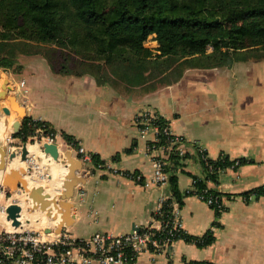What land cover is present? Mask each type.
Returning <instances> with one entry per match:
<instances>
[{
  "label": "crops",
  "instance_id": "crops-1",
  "mask_svg": "<svg viewBox=\"0 0 264 264\" xmlns=\"http://www.w3.org/2000/svg\"><path fill=\"white\" fill-rule=\"evenodd\" d=\"M27 68L25 65V72ZM171 68L135 84L121 79L99 84L89 73L54 72L47 60L33 68L32 86L26 87L22 100L29 111L32 106V115L49 121L60 133L74 135L87 151L99 153L105 160L89 189L74 192L82 203V213L78 224L68 231L73 237H87L97 230L120 234L154 223L155 205L171 189L154 181L152 157L147 152L154 133L141 134L136 121L140 111L151 110L166 118L174 133L203 146L211 158L227 155L246 161L237 168H225L217 182H209L222 194L226 207L219 217L197 194L184 196L182 227L192 235L212 230L216 238L211 244L200 247L178 239L169 251L144 252L134 264H264V194L245 195L264 184V58L249 57L231 66H186L177 80L151 84ZM2 127L0 122V134ZM129 147L132 151L125 152ZM37 148L39 155L37 144H28L33 154ZM117 152L120 159H111ZM187 154L185 165L176 170L182 192L193 186L188 172L205 175L193 146ZM13 161L20 160L17 156ZM12 165L9 162L8 169ZM60 165L53 164L51 173L58 172ZM64 167L67 172L68 165ZM125 172H137L141 178ZM4 174L0 171L1 179ZM44 186L63 188L59 177L56 185ZM42 213L46 223L60 220L53 206L50 218ZM54 213L56 219H52Z\"/></svg>",
  "mask_w": 264,
  "mask_h": 264
},
{
  "label": "trees",
  "instance_id": "trees-1",
  "mask_svg": "<svg viewBox=\"0 0 264 264\" xmlns=\"http://www.w3.org/2000/svg\"><path fill=\"white\" fill-rule=\"evenodd\" d=\"M150 37L158 43L155 48L146 44ZM42 43L57 45L59 62L51 58L48 61L54 72L89 73L99 84L114 83L117 79L142 83L149 77L148 64L154 58L181 59L176 66L183 65V69L231 66L249 57L264 58V0H0V68L19 72L23 66L17 52L36 51ZM155 122L161 128L169 124L160 115ZM48 125V121L27 115L14 136L26 141L39 128L54 134ZM62 135L68 143L78 146L74 135L65 131ZM159 137V144L168 143L166 134L160 133ZM124 151L130 152L132 148ZM187 155L175 151L170 155L167 171L171 193L164 206L167 219L172 216L173 200L182 207L188 194L221 196L208 182H217L219 169L232 166L236 160L223 155L211 159V169L204 166V176L188 172L194 187L182 192L176 170L185 165ZM120 157L117 152L111 159ZM237 159L239 163L234 168L246 161L243 157ZM91 161L105 166L99 153H92ZM125 173L133 177L137 174ZM251 193L263 195L264 184L245 195ZM211 206L216 207L219 217L222 212L215 204ZM168 231V227H163L158 233L166 235ZM215 238L212 230L192 235L184 228L175 229L171 236L173 240L184 239L200 247L211 244Z\"/></svg>",
  "mask_w": 264,
  "mask_h": 264
},
{
  "label": "built area",
  "instance_id": "built-area-1",
  "mask_svg": "<svg viewBox=\"0 0 264 264\" xmlns=\"http://www.w3.org/2000/svg\"><path fill=\"white\" fill-rule=\"evenodd\" d=\"M21 84H24V80ZM157 118L159 115L151 110H142L136 116L141 134L154 133L153 139L147 145V152L152 157L154 181L157 184L169 185L167 165L170 163V155L174 151L182 155L187 154L189 146H193L205 167L212 168L213 158L203 146L174 133L169 124L161 128L155 122ZM160 133L167 135V144H159ZM76 148L82 161L90 163L92 153L81 144ZM238 163L239 160L236 159L232 166ZM219 171L223 172V169ZM135 178L140 179L141 176L138 174ZM169 196L170 194L165 193L155 205L154 223L137 225L133 230L120 234L97 230L87 237H73L68 230L60 235H48L44 232L45 224L41 229L31 228L29 225L21 229L9 226L0 230V264H134L144 252H167L176 241L171 239L174 230L183 228L178 201H172L171 218L165 217L164 206ZM198 196L209 205L215 204L218 211L223 213L225 205L222 196ZM252 196L254 193L249 194L247 198ZM7 205L3 206V211ZM163 227H168L166 235L158 233Z\"/></svg>",
  "mask_w": 264,
  "mask_h": 264
},
{
  "label": "water",
  "instance_id": "water-1",
  "mask_svg": "<svg viewBox=\"0 0 264 264\" xmlns=\"http://www.w3.org/2000/svg\"><path fill=\"white\" fill-rule=\"evenodd\" d=\"M1 77V73H0ZM8 81L3 85V89H0V99L10 98V104L21 115L22 118L26 117L25 107L20 104L18 97H12L9 94ZM18 89L20 87L18 86ZM5 112L9 114L11 109L8 106H3L0 103V113ZM15 132H18L22 126L21 121H14L13 123ZM45 153L51 155L53 159L61 164H66L67 160L60 153L59 146L56 143L45 142ZM20 153L21 159L26 160L29 154L28 142L24 141L22 146H18L14 149L6 148L0 145V171H6L8 161H12ZM67 159L71 162L69 170L74 173L73 178L68 182V185L61 189L57 201L62 203L66 208V213L69 216V220L66 222L55 223L48 222L44 225V232L48 235L58 234L67 231L70 227L75 226L79 222V218L82 213L81 201L77 200L73 193L76 190L89 189L91 183L94 180V176L98 170L102 169L95 164L90 165L82 161V159L74 156L73 150L66 151ZM27 169L22 166L17 169H11L3 176V180L0 183V187L7 193H13L23 189L25 191V198L28 200L30 207L22 205L18 201H12L5 207L6 219L9 222V226L13 228H24L28 226L29 213L42 212L50 213L53 200L47 188L44 185L29 186V180L27 178ZM51 178V176H49Z\"/></svg>",
  "mask_w": 264,
  "mask_h": 264
},
{
  "label": "rangeland",
  "instance_id": "rangeland-1",
  "mask_svg": "<svg viewBox=\"0 0 264 264\" xmlns=\"http://www.w3.org/2000/svg\"><path fill=\"white\" fill-rule=\"evenodd\" d=\"M146 44L150 47H156L158 45L157 41L153 37H150L148 39V41L146 42ZM55 48L57 49L56 44H50V43L49 44H43L42 43V45H39L36 47V51L30 52V53L17 52L19 63L23 66L19 72H18V70H15L14 68H9V69L0 68V73H1L0 88L3 89V85L5 84V82L8 81L7 85H8V88L10 89V91H9L10 96L18 97L20 104L25 107L26 116L30 115V116H32L33 119H36V120L41 119V118H35L32 115L33 114L32 113L33 112L32 106L30 109L31 113H29L30 111H29L28 107L26 106V103L22 100H24V98H26L24 96V94L25 95L27 94V92L25 91L26 87L29 85L32 86V81H33V76H34V72L32 71L33 68H35V66H40L41 63L44 62L45 60L49 61V58H51L53 60L58 59V52L55 51L56 50ZM210 51H211V49H210ZM180 60L181 59H176V58H171V57L154 58L151 61V63L148 64V65H150V68H149V77L150 78L155 77L158 72L165 71V69L168 68L169 66L170 67L172 66V68L170 69V71H168V73H166L165 76L162 75L161 77L156 78L151 84L164 83L165 81H171L172 79H174L178 75L180 70L183 69V67H184L183 65L182 66H180V65L176 66L178 64V62H180ZM58 62H59V59H58ZM25 65H28L27 69L29 71L25 72ZM41 68H43V67H41ZM22 80H24V84H21ZM18 86L20 87V89H18ZM0 103H1V105L8 106L11 109V112L9 114H6L5 112L2 111L0 113V117L6 118V119L12 118V122L10 123V126H9L10 127L9 139L6 141L0 142V145H3L9 149H14L18 146H22L24 141L20 137L14 136V134L17 132H15L13 123H14V121L18 120V121H21L23 124L24 118H22L20 113L15 108H13L11 106L10 98L0 99ZM41 120H43V119H41ZM45 121H47V120H45ZM48 128H49V130H54V134L50 133L49 131H46L44 128H39L36 130L34 135H31L26 140V142H28V144H38L40 146V148L42 149L43 153L38 155V154H33V153L29 152L26 160H22L20 153L18 154L19 160L23 163V166L27 169V173H28L27 178L30 180H34V178H39L41 181L45 182L44 179L47 180L50 176V170H51L50 168L52 167L53 163L54 164L58 163L55 160H53V158H52V162L50 159H48L49 157H51V155L45 153V151H44V143L45 142L56 143L59 146L61 155L63 157H65L66 160H68L67 156H66V151L70 150V149L73 150L74 156L81 159L79 153L77 152V148L65 140V138L62 135V132L61 133L58 132L57 129L52 124L48 125ZM34 160H36V162ZM9 162H11V161H8V164H9ZM8 164H7V169H6V171H4V173L11 170V169H8ZM86 164H88V163H86ZM36 165H39V166H36ZM50 165H51V167H50ZM65 165H67V162ZM20 167H22V166H20ZM20 167H17V168H20ZM2 180H0V183L2 182ZM0 193H1V195H0V207L1 206L3 207L5 205H7L9 202L16 200V199H14L15 194H20V193L23 194V193H25V191L23 189H20L17 192L7 194L1 188ZM35 213H36V215H38V214H41L42 211L39 210L38 212H35ZM4 214H5V210H4ZM47 214H48V217L50 218V213H47ZM4 218L0 219V230H4L5 228H9V223H7V224L5 223V221H7L6 214H5ZM37 224H34L30 227L35 228V229H41V227L44 224H46V222L42 221L41 223H37Z\"/></svg>",
  "mask_w": 264,
  "mask_h": 264
},
{
  "label": "bare ground",
  "instance_id": "bare-ground-1",
  "mask_svg": "<svg viewBox=\"0 0 264 264\" xmlns=\"http://www.w3.org/2000/svg\"><path fill=\"white\" fill-rule=\"evenodd\" d=\"M4 77V76H3ZM0 122H2V124H3V127H2V133L0 134V142H2V141H6V140H8V138H7V136H8V134H9V130H10V123L12 122V119H9V121L7 122V119L6 118H1L0 117ZM37 146L40 148V146L37 144ZM33 147L31 146V149H32ZM30 150V149H29ZM38 151H39V149L37 148V150L34 152V154H38ZM40 152H42L43 153V151H42V149L40 148ZM52 158L53 157H49L48 159H50L51 160V162H52ZM15 159V158H14ZM13 159V160H14ZM12 160V162H13V165H12V167L10 168V169H17V167H20V166H23V163L21 162V161H16V162H18V163H16L15 161H13ZM18 160H19V156H18ZM54 160V159H53ZM35 162H36V160H34ZM34 162V163H35ZM33 163V164H34ZM54 164V163H53ZM71 164V162L69 161V160H67V165H68V168H67V172L65 171L66 170V168L64 167V164H63V167H62V164L60 165V168H58L57 170H59L58 172H60L59 173V175H57L58 174V172L56 171V172H52L51 173V171L55 168V166H52L51 167V165H50V176H51V178H48L47 180H45L44 179V181L45 182H43V181H41L39 178H34V180H30V179H28L29 180V186H35V185H51V186H53V185H56V183H57V178L59 177V185H61L63 188H64V186H66V185H68V182L73 178V175H74V173L72 172V171H70L69 170V165ZM35 166V165H34ZM36 166H39V165H36ZM59 167V166H58ZM65 171V172H64ZM4 172V171H3ZM45 177V176H44ZM0 180H2L1 178H0ZM47 188V191L50 193V196H51V198H52V200H53V204H52V206L55 208V210L58 212V214L60 215V220H59V222L58 223H61V222H66V221H68L69 220V216L67 215V213H66V208L64 207V205L62 204V203H60V202H58L57 201V197H58V193H60V188L58 189H53V188H51V187H46ZM62 188V189H63ZM15 192H17V191H15ZM58 195H57V194ZM15 194V193H14ZM74 194V193H73ZM0 195H1V193H0ZM14 196V195H13ZM53 196V197H52ZM10 199V198H9ZM14 199H16V200H14V201H18V202H20L22 205H24V206H27V208H29L30 207V204H29V202H28V200L25 198V193H23V194H15V197H14ZM11 203V202H10ZM3 207L1 206L0 207V219H2V218H4L5 217V214H4V211H3V209H2ZM46 212V211H45ZM56 213V212H55ZM53 214L52 215V219H56L57 218V214ZM48 215V214H47ZM28 216H29V223H28V225L29 226H32V225H34V224H37V223H41L42 221H44V218H45V215H43V213H41V214H38V215H36V213L35 212H33V213H29L28 214ZM44 216V217H43ZM50 217H51V214H50ZM5 219V218H4ZM5 221V220H4ZM5 223L7 224L8 223V221H5ZM38 225V224H37Z\"/></svg>",
  "mask_w": 264,
  "mask_h": 264
}]
</instances>
